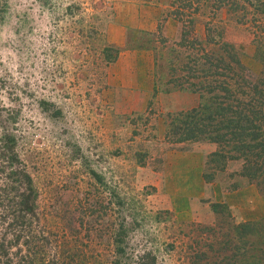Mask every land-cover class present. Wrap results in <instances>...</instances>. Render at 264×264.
I'll return each mask as SVG.
<instances>
[{
  "label": "rangeland",
  "instance_id": "374dc122",
  "mask_svg": "<svg viewBox=\"0 0 264 264\" xmlns=\"http://www.w3.org/2000/svg\"><path fill=\"white\" fill-rule=\"evenodd\" d=\"M126 1L0 0V140L4 134L17 140L39 192L42 224L58 235L52 237L57 252L85 250L91 264H117L119 248L152 254L160 264H236L235 224L243 221L225 195L253 185L247 195L234 198L244 210L247 197L252 208L260 206L264 193L240 174V160L229 161L223 170L219 162L207 163L215 143L169 142V113L179 111L165 112L154 104H161L159 90H188L168 82L188 56V47L179 45L188 31V13L196 35L205 39L209 22L220 31L216 38L223 35L233 43L259 75L263 65L256 57L252 23H236L235 14L217 10L214 0H193V9L188 0L169 2L168 15L178 23V29L169 28L177 34L174 39L163 35L165 18L140 39L160 43L158 85L145 102L118 91L108 78L116 50L107 45L105 28ZM249 7L252 13L256 9ZM193 94L199 96L198 106L203 100ZM134 104L148 106L136 110ZM202 150L201 168L190 176L203 184L180 190L175 182L188 174L175 165L199 166ZM214 202L226 206L217 212Z\"/></svg>",
  "mask_w": 264,
  "mask_h": 264
},
{
  "label": "trees",
  "instance_id": "16d2710c",
  "mask_svg": "<svg viewBox=\"0 0 264 264\" xmlns=\"http://www.w3.org/2000/svg\"><path fill=\"white\" fill-rule=\"evenodd\" d=\"M248 1L214 0L217 10L227 8L235 14L236 23H252L256 57L263 65L261 73L253 74L238 48L223 35L218 40L215 35L220 31L209 22L205 39L196 35L193 14L188 13V31H183L179 42L188 47V56L175 67L186 74H176L178 69H174L168 82L199 93L203 101L192 109L169 113L166 139L175 144L215 143L218 148L207 163L219 162L218 168L223 170L229 161L240 160V174L264 193V1ZM252 4L256 7L253 13ZM188 7L193 9V0H188ZM16 146L17 140L10 134L1 137L0 264H91L92 256L85 250L77 254L70 249L60 253L54 250L57 246L52 237L58 235L42 224L39 192ZM223 205L214 202L212 206L220 212L217 207ZM235 233L240 242L236 264H264V244L256 242H264V218L236 223ZM119 251L123 253L117 264H160L149 253Z\"/></svg>",
  "mask_w": 264,
  "mask_h": 264
},
{
  "label": "crops",
  "instance_id": "0c3cea01",
  "mask_svg": "<svg viewBox=\"0 0 264 264\" xmlns=\"http://www.w3.org/2000/svg\"><path fill=\"white\" fill-rule=\"evenodd\" d=\"M172 0H128L127 7H123L121 11H118V15L114 21L109 22L106 25V43L109 47L116 50V57L111 62L110 70L108 72V78L110 84L117 88L120 92H127L132 94L137 100L148 102L152 99L158 85L156 77V47L158 44H152L150 42H140L141 37H146L148 33H154L158 28V23L161 19H166L164 22L166 25L162 27L163 35L174 39L177 34L171 29H178V23L172 19L169 14V9H166L169 2ZM171 28V29H169ZM159 90V89H158ZM158 93L157 97L161 104H154L162 111H183L194 107L199 102V96L190 93L188 90L166 91ZM162 92V93H161ZM148 104H134V108L146 110ZM214 149V146H211ZM203 150L198 153L199 166H194L191 161L182 164V162L175 165V170L182 173H187L188 177L182 180H177L175 185L186 192H189L194 184L197 186L202 185V181L196 180L193 182L190 176L194 169L199 170L201 168V160L203 159ZM181 181L183 183H181ZM200 183V184H199ZM178 184L180 186H178ZM191 185V186H190ZM196 187V186H195ZM253 185L244 186L236 192H232L225 195L224 200L228 201L234 211V214L238 216L240 221H247L258 219L264 216V194L259 196L263 202L260 206L250 204V197H247V206L243 210L240 204H236L234 198L237 194H246L253 190ZM240 195V196H241ZM247 195V194H246ZM239 196V197H240ZM255 199V197H253ZM189 202V201H188ZM190 205V202H189ZM252 215L246 218V215Z\"/></svg>",
  "mask_w": 264,
  "mask_h": 264
}]
</instances>
